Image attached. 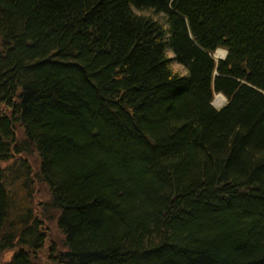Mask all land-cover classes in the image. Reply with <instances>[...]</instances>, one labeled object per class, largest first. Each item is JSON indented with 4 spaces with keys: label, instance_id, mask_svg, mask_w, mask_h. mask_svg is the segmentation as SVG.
<instances>
[{
    "label": "trees",
    "instance_id": "1",
    "mask_svg": "<svg viewBox=\"0 0 264 264\" xmlns=\"http://www.w3.org/2000/svg\"><path fill=\"white\" fill-rule=\"evenodd\" d=\"M0 264H264V0H0Z\"/></svg>",
    "mask_w": 264,
    "mask_h": 264
},
{
    "label": "rangeland",
    "instance_id": "2",
    "mask_svg": "<svg viewBox=\"0 0 264 264\" xmlns=\"http://www.w3.org/2000/svg\"><path fill=\"white\" fill-rule=\"evenodd\" d=\"M213 56L216 58H221V57L215 56V52H214ZM218 94H222V93L216 94L213 103L216 106L225 105L226 97L224 96L225 102L222 103L221 100H219L217 97ZM19 134L21 135V131ZM26 155L28 156V158L30 159L32 164L34 165V169H37L41 163V159L39 158L37 152L35 150L30 149V151L26 152ZM37 182L38 183L36 184V188L34 189V194H36V199H37L36 201H38V200L42 201L43 200L44 202H48L50 197H51V193H50V189H49L48 185L46 183H42L40 181H37ZM55 211L56 210H54V208L51 207L50 205H49V209L45 211V216L47 217V229L50 232V235L48 238L49 241L47 244H49L50 242L53 241L54 242V245H53L54 250H58V248L64 246V240H63L64 235H63L61 229L58 227ZM12 252H13V250L4 252L3 256H2V262L1 263L5 262L7 260H10L12 257ZM38 253H39V259L41 261L46 260V257L48 254L47 248L43 249V252L39 251ZM9 254H10V256H9Z\"/></svg>",
    "mask_w": 264,
    "mask_h": 264
},
{
    "label": "clouds",
    "instance_id": "3",
    "mask_svg": "<svg viewBox=\"0 0 264 264\" xmlns=\"http://www.w3.org/2000/svg\"><path fill=\"white\" fill-rule=\"evenodd\" d=\"M132 10H133V12H136L137 15L140 14V13L137 11V9L135 8L134 5L132 6ZM160 17H164V18L166 19V14L163 13V12H161V13H159L158 16H152L151 18H152L153 20H159ZM164 26H165V28L169 27V25H167V24H165ZM224 52H225V56H226V55H227V49H225ZM167 55H168L169 57H171V56L173 55V53L169 52V53H167ZM166 67H167V68L169 69V71L171 72V75L169 76V79H170V80L173 79L174 77H176L177 75H178L180 78H183V77L189 75V73H188L186 70H182V65H180L179 63L169 64V65H167ZM9 256H10V254H9Z\"/></svg>",
    "mask_w": 264,
    "mask_h": 264
},
{
    "label": "bare ground",
    "instance_id": "4",
    "mask_svg": "<svg viewBox=\"0 0 264 264\" xmlns=\"http://www.w3.org/2000/svg\"><path fill=\"white\" fill-rule=\"evenodd\" d=\"M215 56H217V57H223V56H225L224 50L223 49H220V48L217 49L215 51ZM217 97H218L219 100H221L222 103L225 102V97H224L223 94H218Z\"/></svg>",
    "mask_w": 264,
    "mask_h": 264
},
{
    "label": "water",
    "instance_id": "5",
    "mask_svg": "<svg viewBox=\"0 0 264 264\" xmlns=\"http://www.w3.org/2000/svg\"><path fill=\"white\" fill-rule=\"evenodd\" d=\"M221 58H223V57H221Z\"/></svg>",
    "mask_w": 264,
    "mask_h": 264
}]
</instances>
